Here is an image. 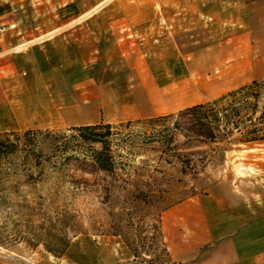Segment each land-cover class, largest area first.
Listing matches in <instances>:
<instances>
[{
	"label": "crops",
	"instance_id": "1",
	"mask_svg": "<svg viewBox=\"0 0 264 264\" xmlns=\"http://www.w3.org/2000/svg\"><path fill=\"white\" fill-rule=\"evenodd\" d=\"M89 1L83 0L82 11L73 5L40 13L45 20L39 21L34 12L21 11L16 0L0 4V133L63 131L177 114L207 103L211 94L238 88L252 70L264 71L261 65L250 67L258 60L251 55V11L263 19L264 0H252L253 9L251 0L200 3L193 15L200 28L195 38L203 33L196 43L206 47L194 53L191 64L181 25L192 11L110 9L99 11L95 25L73 24L89 12ZM140 17L145 24L134 25ZM160 17L170 25L149 24ZM221 17L230 24L226 32L220 30ZM224 65L230 69L213 78V69ZM194 183L198 194L161 215L164 255L157 264H264V200H246L215 175ZM80 249L84 264H152L107 241L82 240L68 252L76 256Z\"/></svg>",
	"mask_w": 264,
	"mask_h": 264
},
{
	"label": "rangeland",
	"instance_id": "2",
	"mask_svg": "<svg viewBox=\"0 0 264 264\" xmlns=\"http://www.w3.org/2000/svg\"><path fill=\"white\" fill-rule=\"evenodd\" d=\"M7 1L10 0H0V4L8 5ZM16 1L21 11L35 13L37 17L34 21L45 20L38 17L42 15L40 13L66 10L73 5L82 11L86 2ZM210 1L90 0V8H86L89 12L73 24L88 21L95 25L99 11L110 9L162 11L169 8L192 11V14H186L187 24L181 25L185 26L182 31L187 41L188 64H191L194 53L206 47L196 43V39L199 40L204 34L195 38L200 28L196 24L199 19L193 16L194 10L201 8L200 3L210 4ZM235 4L240 3L236 1ZM250 5L253 9L255 2L252 1ZM251 14V55L259 59L258 47L264 55V18H260L259 12L260 17L256 18L253 10ZM144 20L146 18H137L134 25L145 24ZM220 20L223 22L220 30L226 32L225 27L230 24L226 23L225 17ZM167 21L160 17L149 24L162 28L170 25ZM177 21L178 18L172 19L171 26ZM157 36L161 38L162 34ZM222 36L220 34V41L223 40ZM227 69H230L229 65L215 67L213 78L221 79ZM254 81L263 82L264 71L252 70L241 86L219 95L211 94L207 103L227 105L233 101L234 94L248 88ZM175 121L181 122L175 118L155 127L135 124L130 129L114 128L115 142L111 150L117 157V165L113 172L100 171L90 161L85 162L82 153L73 152L70 155L75 157L65 171H49L44 183L37 187H23V196L18 205L0 211V264H84L82 249L76 256L68 251L72 244L86 239L98 245L107 241L114 248L122 247L152 264L160 263L164 255L158 231L161 215L166 209L198 194L194 181L203 175L220 177L246 200H264V143L242 144L237 141L239 134H235L231 142L213 145L194 142L188 145L187 139L179 133L172 146H176V152L182 157L179 160L172 154H163L167 148L158 142L143 146L141 142L131 145L117 141L130 133L151 135L156 130L173 128ZM54 133H63L67 137L73 134L69 130ZM94 149H100V146ZM184 157L191 160L193 168L187 169L186 174L182 173Z\"/></svg>",
	"mask_w": 264,
	"mask_h": 264
},
{
	"label": "trees",
	"instance_id": "3",
	"mask_svg": "<svg viewBox=\"0 0 264 264\" xmlns=\"http://www.w3.org/2000/svg\"><path fill=\"white\" fill-rule=\"evenodd\" d=\"M264 81H254L233 95V101L219 106L216 103L194 105L177 114L146 120L112 124L81 126L68 129L69 137L54 131L28 130L25 132L0 133V211L16 207L23 196V187H37L44 183L49 171L63 172L75 156L82 153L84 161H90L100 171L113 172L117 157L111 150L114 128L130 129L135 124L155 127L174 121L173 128L156 130L151 135L130 133L117 141L143 146L155 142L166 147L163 154L177 157L175 143L177 134L187 139L186 144L197 142L203 145L231 142L235 134L242 144L264 143ZM100 146V149H94ZM182 173L193 170L191 160L184 157Z\"/></svg>",
	"mask_w": 264,
	"mask_h": 264
},
{
	"label": "bare ground",
	"instance_id": "4",
	"mask_svg": "<svg viewBox=\"0 0 264 264\" xmlns=\"http://www.w3.org/2000/svg\"><path fill=\"white\" fill-rule=\"evenodd\" d=\"M259 55H261V58L258 60H251L250 62V67H258L259 65H261L262 67H264V55L262 54V49L259 48L258 51Z\"/></svg>",
	"mask_w": 264,
	"mask_h": 264
}]
</instances>
